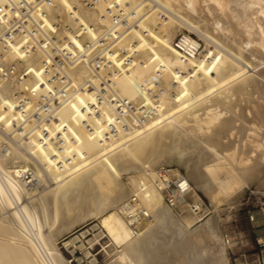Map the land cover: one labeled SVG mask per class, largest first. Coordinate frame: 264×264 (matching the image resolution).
Listing matches in <instances>:
<instances>
[{
    "label": "bare ground",
    "instance_id": "1",
    "mask_svg": "<svg viewBox=\"0 0 264 264\" xmlns=\"http://www.w3.org/2000/svg\"><path fill=\"white\" fill-rule=\"evenodd\" d=\"M73 3L58 0L56 10L77 31L90 28L85 40L110 24L111 4L133 10L136 25L120 47L132 46L137 54L118 79V93L156 107L144 89L159 78L165 98L143 126L109 142L103 121H91L95 132L89 131L74 101L58 115L69 128L65 159L54 157L56 148H46L37 135L26 137L18 129L14 103L24 89L17 78L0 84V264H65L54 243L89 215L101 219L120 248L115 259L121 264H174L179 253L177 264H229L224 246L213 255L200 246L197 232L208 224L210 235L223 243L221 216L251 184L264 189V0H99L91 9L77 3L78 10ZM184 27L212 46L198 56L199 43L184 34L177 47ZM16 58H0V64ZM42 60L34 54L26 61L38 73ZM34 79L29 76L28 84ZM146 166L181 169L195 194L209 197L210 217L201 224L182 220L149 185L145 203L152 219L134 231L117 209L141 182L147 185ZM124 173H137V179L132 175L131 184L125 183ZM105 180L108 189L102 191Z\"/></svg>",
    "mask_w": 264,
    "mask_h": 264
},
{
    "label": "built area",
    "instance_id": "2",
    "mask_svg": "<svg viewBox=\"0 0 264 264\" xmlns=\"http://www.w3.org/2000/svg\"><path fill=\"white\" fill-rule=\"evenodd\" d=\"M58 0H0V58L11 55L14 61L0 64V84L16 77L24 90L15 98V109L20 114V129L26 137L37 135L48 148L55 147L54 157L63 155L65 134L69 128L59 118L60 111L74 101L85 115L83 123L95 132L91 121L101 119L106 125L105 141L117 139L123 133L141 127L151 118L157 108L162 107L165 91L159 78H154L144 93L153 97L156 104L134 103L121 97L117 90L118 79L129 72L137 51L130 46L121 49L120 42L128 30L136 25L133 10H125L111 4L107 11L110 24L97 36H88L90 28L77 31L68 25L64 15L57 12ZM111 0H108V2ZM99 0H77V3L91 9ZM77 3L73 6L78 10ZM73 15V13L71 14ZM94 30V27H92ZM82 40L79 45L75 39ZM181 38L176 40L179 46ZM34 54H42V62L36 66L38 73L27 64ZM120 60V66L116 60ZM35 79L28 84L29 76ZM86 95L85 102L79 96ZM88 95V97H87ZM92 96V97H90ZM111 112L112 119L105 116ZM61 168L63 162L58 163ZM169 167L146 166L143 176L147 185L140 183L136 192L117 209L120 216L134 231L152 219L150 208L145 203L149 185L160 193L164 203L182 215L189 213L197 220L210 214L209 207L197 198L190 180L183 174H174ZM264 219V204L261 206ZM251 220L255 216L251 215ZM226 242L231 239L226 235ZM258 244L264 248V227ZM259 264H264V259Z\"/></svg>",
    "mask_w": 264,
    "mask_h": 264
},
{
    "label": "rangeland",
    "instance_id": "3",
    "mask_svg": "<svg viewBox=\"0 0 264 264\" xmlns=\"http://www.w3.org/2000/svg\"><path fill=\"white\" fill-rule=\"evenodd\" d=\"M184 34L189 35L199 43L198 56L212 46V43H210L202 34L192 29L189 30L186 27L183 28V32L177 33L175 42L182 38ZM252 72L254 71H251L250 73ZM245 125H248V123L246 122ZM1 153L5 154V150L0 148V157H2ZM171 169L174 174H178V172L182 173V170L177 166H174ZM136 174L124 173V182L131 184L130 179L132 177L137 179ZM222 177H224V175H222ZM30 179L31 178H29V180ZM35 182L36 180L28 183V187L31 188L33 184L37 183ZM256 184L257 183L251 184V186L244 192L240 202L227 209L221 216L220 231L223 243L210 235V226L204 223L206 218L210 217L213 212L210 199L204 192L198 191L195 196L197 198L200 197L207 204L210 210L209 216L203 220H197L189 213H184L182 215L176 213L182 220H189L192 224L204 223V225L200 227L201 229L197 232V235H200V238H203L202 240L204 242L203 244L201 243L200 246H207L206 248L202 246L204 250L217 256V251L221 249L220 245L222 244L225 248L229 264H259V262H262L264 259V248H261L258 244V239L261 238V235L259 236L258 232L264 227V219L261 210V206L264 204V189L259 188V185ZM107 185L108 182L105 180L99 184V187L102 191H107ZM214 187L217 188V184L215 185L214 183ZM251 215L255 216L254 221L251 220ZM84 220L75 224L73 228L69 231L67 230L68 232L64 231L61 233L62 235H59L60 237H58V240L54 243L58 256L63 258L65 264H121L115 259V255L120 248L113 243L106 230L101 226V219L94 215H89V217H87L85 221ZM208 234L210 236H208ZM227 234L231 239L230 244L226 242ZM180 254L182 253H179V256L176 255V257L179 258H177L178 260L174 258V264H177L178 262L182 263L181 256H183V254Z\"/></svg>",
    "mask_w": 264,
    "mask_h": 264
},
{
    "label": "crops",
    "instance_id": "4",
    "mask_svg": "<svg viewBox=\"0 0 264 264\" xmlns=\"http://www.w3.org/2000/svg\"><path fill=\"white\" fill-rule=\"evenodd\" d=\"M263 234V229H261L259 232H258V235H262Z\"/></svg>",
    "mask_w": 264,
    "mask_h": 264
}]
</instances>
